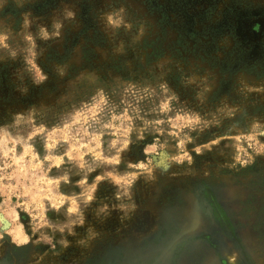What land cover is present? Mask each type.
<instances>
[{
    "label": "rangeland",
    "instance_id": "374dc122",
    "mask_svg": "<svg viewBox=\"0 0 264 264\" xmlns=\"http://www.w3.org/2000/svg\"><path fill=\"white\" fill-rule=\"evenodd\" d=\"M0 264H264V0H0Z\"/></svg>",
    "mask_w": 264,
    "mask_h": 264
}]
</instances>
